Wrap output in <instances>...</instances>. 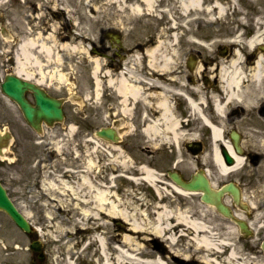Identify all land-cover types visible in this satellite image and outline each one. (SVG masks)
<instances>
[{"label": "flooded vegetation", "instance_id": "obj_1", "mask_svg": "<svg viewBox=\"0 0 264 264\" xmlns=\"http://www.w3.org/2000/svg\"><path fill=\"white\" fill-rule=\"evenodd\" d=\"M255 33L262 34V42L248 44ZM263 47L264 0H0V131L7 135L0 144L22 146L32 141L24 139L25 131L43 136L66 123L71 84L90 74L94 65L95 130L89 121L81 127L83 145L96 147L95 173L90 174L88 147L83 149L81 172L113 206L120 199V157L132 162L134 175L143 164L166 161L169 169H155L160 176L167 180V171H177L190 179L192 174L184 178L176 163L184 155L197 158L202 147L211 145L210 135L201 132L202 118L220 123L214 116L215 102L224 106L229 124L223 141L235 152L232 135L237 136L241 158L264 162ZM233 68L240 79L224 91L220 72ZM10 77L16 78L17 92L35 111L45 106L39 98L58 101L63 123L36 117L32 127L22 107L1 90ZM226 93L236 96L226 98ZM90 132L94 139L86 137ZM51 159L43 155L30 162L48 167ZM42 171L35 170L31 181L23 180L21 189L45 195ZM82 188L86 203V185ZM39 198L32 199L37 213L30 239L38 250L19 248L30 254L27 264H48L49 257V264H105L104 255L116 264L117 249L128 251L120 243L126 233L119 231L130 232L118 218L110 220L109 233L97 228L99 234L69 236L72 243L67 246L65 240L47 246L43 236L49 226L39 212ZM161 250L167 253L166 247Z\"/></svg>", "mask_w": 264, "mask_h": 264}, {"label": "rangeland", "instance_id": "obj_2", "mask_svg": "<svg viewBox=\"0 0 264 264\" xmlns=\"http://www.w3.org/2000/svg\"><path fill=\"white\" fill-rule=\"evenodd\" d=\"M93 68H90L92 71L90 74H84L77 81L72 82L71 112L67 116L66 123L45 132L43 136L35 135L32 131H25L24 139H32V141L18 146L19 148L12 144L6 149L5 157H0V180L13 203L19 210L26 213L32 224H34L37 213L36 203L32 199L40 197L39 212L42 220L49 226L47 234L43 236L47 246L59 240H65L64 245L67 246L72 243V239H68L69 236L73 238L74 235L82 234L84 231L99 234L98 231H95L97 228H101L107 233L112 229L108 220L101 224L98 219L100 217L96 216L101 215V210L99 207L95 208L92 188L87 187V203L81 201L84 196L82 194L83 173L81 172L83 149L88 147L89 151L86 157L88 161L94 160V155L97 154L94 144L88 146V143H85L83 145L82 139L85 136L81 127L82 122L89 121L92 131L95 130L96 84ZM74 76L78 77L79 75L74 74ZM214 116L220 121L218 127L225 134L229 126L226 123V110L224 109L222 115L214 112ZM201 132L209 134L206 127H203ZM86 137L94 139L92 132ZM255 137L251 139L256 141ZM212 148L207 144L197 158L184 155L183 161L176 165L185 177L194 172L195 166L198 169L205 168L215 189L228 181L236 183L241 188L244 202L250 205L248 214H245L248 216L244 219L250 221L253 227L252 238L246 240L241 238L234 224L221 217L211 207L203 204L199 200V195L178 194L166 182H161V180H168L155 174L157 179V181L155 179V183L160 190V194H157L153 186L142 179L141 170L137 175L133 174V171L136 170L132 167V162L126 160L125 156L119 158L120 199L118 207L127 213L131 220L141 222L142 227L149 230L159 208H166L172 213L174 211L184 213L189 221L195 220L203 223L209 234L214 236L219 244L225 242V245L220 244L222 246L220 252L225 251L222 255L223 258L218 259L217 256L205 253L207 256L210 255L209 259L224 264V258L233 249L240 262L264 264V256L259 247L264 238V162L252 163L242 158L241 164L230 170L227 175H222L218 172L214 162ZM43 155L52 156L48 167L39 166L35 160L30 162L31 158ZM143 165L152 170L156 169L158 172H164L166 168L171 167L170 163L166 161ZM35 170L48 171H42L44 173L40 174V187L46 189L45 195L40 194L39 196L35 189L25 192L21 189V182L23 180L31 181ZM92 170L90 168V174L95 173ZM65 174H70V176L67 177ZM60 181L64 184L56 187L51 185L56 182L60 183ZM105 205V212H107L108 204L105 203ZM235 211L240 212L237 209ZM171 225L174 224L171 223ZM185 234L187 235L183 237H178L176 234L177 239L173 244L167 241L168 236H163L159 239L160 241H155V236L135 235V240L136 244L156 242L158 249L151 250L153 255L158 254L164 257L170 250H175L180 259L190 262V264H193L194 261L199 262L203 253L197 252L195 246L191 244L189 240L191 234L187 232ZM32 236V234L26 235L21 232L5 214L0 213V264H27L30 254L15 249L14 244L23 246ZM169 245L172 247L170 248ZM163 247L167 249L166 254L159 253ZM51 260L49 257L48 264Z\"/></svg>", "mask_w": 264, "mask_h": 264}, {"label": "bare ground", "instance_id": "obj_3", "mask_svg": "<svg viewBox=\"0 0 264 264\" xmlns=\"http://www.w3.org/2000/svg\"><path fill=\"white\" fill-rule=\"evenodd\" d=\"M222 10V8H220ZM262 35V34H261ZM261 35H256L250 40V45L260 42ZM95 74V70L93 71V75ZM221 80L223 86V90L225 91L227 89L228 85H237L238 81L240 79V74L238 70L235 68L232 69V72H227V69H223L220 72ZM226 98H229L231 96H236L235 94L226 93ZM214 110L217 114L222 115L224 112V107L218 103H214ZM202 121L204 124L210 129L211 139H212V145H213V154H214V162L218 168V172L222 175H227L230 170L237 167L239 164H241L242 159L239 157H235V166L232 168L227 167L224 165L221 161V158L219 156L218 150H217V144L216 142L222 143V132L223 130L215 125H211L207 119L202 118ZM226 144V143H225ZM227 148L230 151V146H227ZM143 174V180H145L149 185L153 186L157 194H160V190L156 186L155 183V172L152 170L141 168L140 169ZM82 181L86 183L87 187L92 188V191L94 193L93 201L96 203L95 208L98 209V207L101 210V213L104 214V216H118L120 219L125 220L127 224V230H129L130 235H150L155 236L157 241H160L163 236H168L166 239L170 243H174L176 241V234H178V237H183L185 232L191 234V237L189 238L191 244L195 246V249L197 252L203 253V256H200L201 262L200 264H220L214 259H209L210 255L217 256V254L221 251L220 249L222 245H225V242H220V244L217 242L216 238L214 236L210 235L206 226L203 223L196 222L195 220L189 221L188 217L184 215V213L176 212L173 213L166 208H159L157 209V212L155 213L154 221L151 222V228L145 229L142 227V223L138 222L137 220L130 219L129 215L125 213L120 207H110L107 212H105L104 205L106 201V193L104 191L96 189L91 182L86 181L84 177H82ZM157 181V179H156ZM61 183H52L51 185L53 187H56ZM172 190L176 193L182 194V195H197L196 193L192 192H183L179 190L178 188L172 186ZM228 202V201H227ZM104 209V210H103ZM123 211V212H122ZM87 214V212H85ZM173 223L174 225H171ZM129 225V226H128ZM181 228V229H180ZM180 229V230H179ZM135 238L130 239L129 236L123 235L120 238V243H124L128 246V251L123 250L122 248L117 249V255L115 257V263L116 264H188L183 262L176 251H172L170 255H167L165 257H162L160 255H153L151 253V250L156 247V245L149 243L141 244L140 246H137L138 244H132V241H134ZM136 241V240H135ZM100 245H103V240L100 238L98 240ZM205 253H208L210 255H205ZM105 258V264H112L104 255ZM239 257L235 256V253L232 250H230L229 254L226 258H224V264H245V262H240Z\"/></svg>", "mask_w": 264, "mask_h": 264}, {"label": "water", "instance_id": "obj_4", "mask_svg": "<svg viewBox=\"0 0 264 264\" xmlns=\"http://www.w3.org/2000/svg\"><path fill=\"white\" fill-rule=\"evenodd\" d=\"M3 90L12 99L22 104L21 99L15 90H12L10 88L6 89V87H3ZM49 103H50V110L42 108L39 114L43 115V113L45 112V115H47V117L57 120V121L61 120L62 114L59 108V103L54 102V101H49ZM24 113H25L27 120L31 124H33V118L35 114L34 111L25 106ZM221 155L228 165H231L233 163L232 157L227 153V150H225V148L224 149L222 148ZM170 177L175 182V184L180 186L183 190L189 191V192H200L201 193L200 200L202 202L213 206L217 210V212L221 214L223 217L234 221L242 234H244L245 236L251 235V231L248 229L246 223L240 220H236L231 214L230 209L227 206H225L221 201V197L223 196L224 193L227 192L233 196V200L235 204H237L243 210L246 209V206L241 205L239 203V190L234 184L228 183L227 185L222 187L220 190L214 191L210 187L208 180L206 179V177L203 175L202 172H198L195 175H193L192 180L189 181L188 183L183 182L180 179V177L175 173H171ZM0 210H3L4 212H6L17 226H19L25 231L29 230V226L27 222L21 216V214L16 210L15 206L10 201V199L7 197L5 190L1 187V185H0ZM261 249L264 252V240L261 243Z\"/></svg>", "mask_w": 264, "mask_h": 264}]
</instances>
